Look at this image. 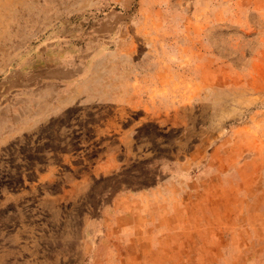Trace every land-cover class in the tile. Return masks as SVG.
Instances as JSON below:
<instances>
[{"label":"rangeland","instance_id":"1","mask_svg":"<svg viewBox=\"0 0 264 264\" xmlns=\"http://www.w3.org/2000/svg\"><path fill=\"white\" fill-rule=\"evenodd\" d=\"M52 70L1 115L0 264H264V0H0V77Z\"/></svg>","mask_w":264,"mask_h":264},{"label":"crops","instance_id":"2","mask_svg":"<svg viewBox=\"0 0 264 264\" xmlns=\"http://www.w3.org/2000/svg\"><path fill=\"white\" fill-rule=\"evenodd\" d=\"M62 100L60 81L54 70L40 78L27 72L24 76L0 77V127L4 125L1 115L12 112H56Z\"/></svg>","mask_w":264,"mask_h":264},{"label":"bare ground","instance_id":"3","mask_svg":"<svg viewBox=\"0 0 264 264\" xmlns=\"http://www.w3.org/2000/svg\"><path fill=\"white\" fill-rule=\"evenodd\" d=\"M56 197V196H55ZM43 219V218H42ZM51 251V250H50Z\"/></svg>","mask_w":264,"mask_h":264}]
</instances>
